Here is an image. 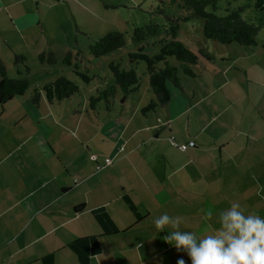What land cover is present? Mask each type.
I'll return each mask as SVG.
<instances>
[{
	"label": "crops",
	"instance_id": "1",
	"mask_svg": "<svg viewBox=\"0 0 264 264\" xmlns=\"http://www.w3.org/2000/svg\"><path fill=\"white\" fill-rule=\"evenodd\" d=\"M61 4L0 0V58L57 54L49 29ZM245 56L212 68L201 61L197 86L186 90L180 76L176 104L170 89L168 103L145 115L138 91L131 110L125 102L77 110L40 90L39 114H30L38 129L0 135V264H175L188 257L165 241L172 229L154 227L159 215L182 216L181 230L199 235L234 201L264 217V53ZM170 137L195 145L181 151Z\"/></svg>",
	"mask_w": 264,
	"mask_h": 264
},
{
	"label": "rangeland",
	"instance_id": "2",
	"mask_svg": "<svg viewBox=\"0 0 264 264\" xmlns=\"http://www.w3.org/2000/svg\"><path fill=\"white\" fill-rule=\"evenodd\" d=\"M60 2L62 4L55 9L57 16H54L58 25L50 27L49 29V36L53 37L57 42V54L52 53L56 59L55 63L49 64L45 62L41 64L37 56L32 55L31 52H26L24 55L26 56L23 61L24 63L16 62L14 58L13 61L12 59L8 61L4 58L5 56L0 58L9 77H26L29 80L24 94L20 97L16 96L13 103L5 110L2 111L0 109L2 116L0 121V135L22 137L25 129L29 131L30 125L36 128V130L38 129L39 123H34L33 118L30 116V114H33L36 117L39 114L36 108L37 105L30 102L29 95L33 88H42L46 83L55 80L57 78L54 76L55 73L58 77L64 76L77 85L78 92L70 97V103L66 99L63 102L67 104V108H70L72 104L74 109L81 110L83 104L86 103L87 105L90 96H96L106 85L113 83L112 75L107 67L109 61L113 60L114 62H118L120 67L124 69L129 67L128 63L130 60L127 57V53L136 50L131 41L133 28L149 24L150 22L160 24L164 21L162 16L153 12L158 5L157 0H60ZM256 2L257 0H220L215 5V13L220 15L224 14L227 8H241V17L258 28L255 36L257 42L255 46L244 47L234 42L222 44L210 39H204L201 32L202 26L198 21H193L189 24L187 22H181L179 39L184 41L194 52L202 45L214 54V60L209 63L210 68H212V65L222 66V63H226L228 61L227 59L230 58L240 59L243 54L246 55L245 57L251 56L257 48L264 53L261 47V44L264 42V4H262V7H257ZM188 12L186 11V13ZM186 13L180 11V14ZM111 31H120L123 33L124 45L106 55L98 58L92 57L89 53V46L94 44L100 36ZM156 42L152 46H145L144 52L147 54L155 53L158 50V44ZM67 52L71 54V63L69 65L62 63V58ZM168 60L171 65L179 67L180 63L174 58H168ZM76 65V69L79 72L85 73L90 77L88 82H84L79 76L74 74L73 69ZM25 66L28 72L24 71V73L16 75L14 70L19 68L24 70ZM142 69L145 70V66L143 63H140L137 72L139 77L138 92L142 94V101L147 103L149 101V95H153L146 83V77L143 75ZM179 73L182 87L186 88V90H191L192 84L197 86V83H192L193 80L191 77L188 80L184 79L180 69ZM219 77L222 78L221 76ZM169 86L172 95L170 104H176V98L180 96L181 89L175 88L172 84H169ZM134 96H125L116 88V93L111 99V102L116 106L125 102L127 110H131L132 107L130 105L133 104L134 106L137 103ZM96 105L104 108L103 100L97 102ZM21 106L26 107L27 111L26 109L23 110L20 108ZM56 106L58 109L61 108L57 103ZM20 109L23 111L20 112ZM46 111L50 112L49 107ZM157 112L163 113L160 109ZM18 113H22V120H19ZM80 115L83 120L86 119L84 113ZM79 116L78 114H74V117L77 119ZM45 121L46 119L44 118L40 122V126L44 130H46Z\"/></svg>",
	"mask_w": 264,
	"mask_h": 264
},
{
	"label": "trees",
	"instance_id": "3",
	"mask_svg": "<svg viewBox=\"0 0 264 264\" xmlns=\"http://www.w3.org/2000/svg\"><path fill=\"white\" fill-rule=\"evenodd\" d=\"M158 5L154 13L162 16V23L150 22L142 26L133 28L131 41L136 50L127 53L130 60L127 69L121 68L118 62L113 60L107 63V67L112 75L113 83L101 89L96 96H90L88 107L94 109L96 103L104 102V106L112 103L111 99L116 93V88L125 95H136L138 91V67L143 63L145 70L142 69L146 77V83L152 92L153 99L149 100L140 111L142 115L153 112L156 107L164 106L170 100V86L181 89L179 69L186 77H195V66L201 61H211L214 59L212 54L205 46L200 45L197 51H192L188 45L179 39L181 22L187 24L198 21L201 24V32L204 39H210L222 44L231 42L240 46L252 47L257 44L255 36L258 28L252 23L244 20L241 15V8L226 9L220 15L215 13V5L220 0H157ZM264 1L257 0L256 6L262 7ZM180 11H189L180 14ZM156 39V40H154ZM158 44V50L153 54L144 52L145 46ZM124 45V35L120 31H111L100 36L94 44L89 46V53L94 58L113 52ZM264 51V42L261 44ZM40 62L49 64L55 63L56 59L52 52L46 54L41 52L37 55ZM71 58L67 52L62 58V63L69 65ZM168 58H174L180 63L179 67L171 65ZM16 62H23L25 56L15 55ZM26 70L27 67L25 66ZM77 65L73 72L84 82H88L90 77L85 73L79 72ZM29 80L26 77L11 78L6 72V68L0 61V107L14 97L24 94ZM40 90L45 94L48 102H59L70 99L78 92L77 85L64 76H59L55 80L46 83L41 89L33 88L30 93V102L38 105Z\"/></svg>",
	"mask_w": 264,
	"mask_h": 264
},
{
	"label": "clouds",
	"instance_id": "4",
	"mask_svg": "<svg viewBox=\"0 0 264 264\" xmlns=\"http://www.w3.org/2000/svg\"><path fill=\"white\" fill-rule=\"evenodd\" d=\"M201 211L206 228L214 213ZM215 215L219 226L204 235L181 230L184 217L179 215L163 213L154 219L157 230L172 229L165 241L188 257H178L175 264H264V217L248 212L238 201Z\"/></svg>",
	"mask_w": 264,
	"mask_h": 264
},
{
	"label": "built area",
	"instance_id": "5",
	"mask_svg": "<svg viewBox=\"0 0 264 264\" xmlns=\"http://www.w3.org/2000/svg\"><path fill=\"white\" fill-rule=\"evenodd\" d=\"M170 142L172 144L173 147L181 150V151H184L186 148L188 147H192L195 145V142L193 140H188L187 142H183V143H178L177 141L174 140L173 137H170ZM122 147L119 148V150H121ZM91 159H96V156L94 154H92L91 156ZM104 162L106 164L110 163V159L108 157L104 158Z\"/></svg>",
	"mask_w": 264,
	"mask_h": 264
},
{
	"label": "water",
	"instance_id": "6",
	"mask_svg": "<svg viewBox=\"0 0 264 264\" xmlns=\"http://www.w3.org/2000/svg\"><path fill=\"white\" fill-rule=\"evenodd\" d=\"M123 100V99H122Z\"/></svg>",
	"mask_w": 264,
	"mask_h": 264
}]
</instances>
